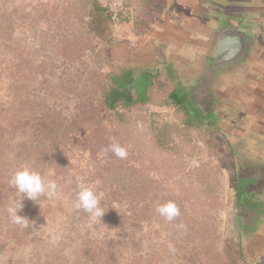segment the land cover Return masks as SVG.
<instances>
[{
  "label": "rangeland",
  "instance_id": "1",
  "mask_svg": "<svg viewBox=\"0 0 264 264\" xmlns=\"http://www.w3.org/2000/svg\"><path fill=\"white\" fill-rule=\"evenodd\" d=\"M167 3L0 0V264L260 262L264 193L235 179L233 167L241 176L251 169L264 135L233 133V119L204 111L193 81L179 72L169 78L165 64L148 102L133 92L128 108L118 106L123 121L106 104L118 76L145 72L119 58L142 41L152 45L150 29L169 17ZM176 87L191 90L203 116L197 126L182 125L183 113L160 103ZM115 91L113 98L122 96ZM165 129L166 145L159 140ZM112 143L127 156L117 157ZM23 167L58 186L52 199L22 201L25 227L7 212L21 199L9 181ZM81 180L99 199L101 221L75 206ZM239 188L249 199L241 205ZM169 201L179 209L173 220L156 211Z\"/></svg>",
  "mask_w": 264,
  "mask_h": 264
},
{
  "label": "crops",
  "instance_id": "2",
  "mask_svg": "<svg viewBox=\"0 0 264 264\" xmlns=\"http://www.w3.org/2000/svg\"><path fill=\"white\" fill-rule=\"evenodd\" d=\"M167 2L169 17H159L149 28L152 45L137 43L119 59L149 73L165 64L169 78L179 72L188 84L193 81L204 111L233 119L228 123L233 133L264 135V0ZM160 53L164 59H158ZM244 119L250 131L240 126ZM247 166L251 169L242 176V169L233 167L235 179L249 182L253 193H264V149Z\"/></svg>",
  "mask_w": 264,
  "mask_h": 264
},
{
  "label": "clouds",
  "instance_id": "3",
  "mask_svg": "<svg viewBox=\"0 0 264 264\" xmlns=\"http://www.w3.org/2000/svg\"><path fill=\"white\" fill-rule=\"evenodd\" d=\"M110 150L119 158L123 159L127 156V150L117 143H112L109 146ZM52 173H49L51 175ZM80 180V178H78ZM9 184L16 189L21 199H13L7 207L9 218L13 224H18L21 227L26 226V217L18 215V212L23 208L22 201L25 198L35 201L41 195L49 199L54 198L57 193V183L54 180H47L36 171H30L29 168L23 167L17 170L12 175ZM80 191L77 194L76 207L82 208L89 214L90 219L93 221L100 220L104 215V210L100 207L99 199L93 192L92 188L85 186L82 182L79 183ZM156 211L160 216L167 220H173L179 215V209L174 202H167L159 205ZM101 221V220H100Z\"/></svg>",
  "mask_w": 264,
  "mask_h": 264
},
{
  "label": "trees",
  "instance_id": "4",
  "mask_svg": "<svg viewBox=\"0 0 264 264\" xmlns=\"http://www.w3.org/2000/svg\"><path fill=\"white\" fill-rule=\"evenodd\" d=\"M97 9H99V12H106V20H112V13H108V9L104 6H97ZM101 30V29H99ZM99 33H102V31H98ZM172 65L169 67V71L170 73L172 72ZM147 78L149 80V83L147 85V92L146 94L139 99L138 96H140V94L137 91L136 85L133 83L134 82V77H132V71H127L126 73H124L121 76H118L117 79L114 81V85L111 88V90L108 92V94L106 95V104L108 105V107L114 111H116V113L119 114V116H122L121 121H123L125 119V113H120L118 111V106L123 102L126 106V108H128V106H130V104H128L129 99L128 98H132L134 97V93L137 92V101L140 102H148L149 100V86L152 83V79L153 77H156L157 74L155 73H149L146 72ZM129 86V87H128ZM132 86V87H131ZM120 90V92L122 91V96L119 97H112L114 96V92H116L115 90ZM134 92V93H133ZM121 95V94H120ZM161 104L164 105H173L174 107L177 108V110L179 112H182L184 115V119H183V123L182 125L184 126H197L200 121L202 120L201 115H198V112L200 111L199 109H197L196 107V103L194 102V100L191 98L190 93L185 91L183 88L181 87H176L175 89H173L168 97L165 98L164 101L160 102ZM198 111V112H197ZM201 112V111H200ZM170 134L171 132L167 131V129H165L164 131L161 132L160 134V142L164 145L167 144V142L171 141L170 138ZM245 193H243V190H241L239 188L238 190V203L241 205L244 201L249 200L248 198H246L244 196ZM258 264H264V253L263 256L261 257V260Z\"/></svg>",
  "mask_w": 264,
  "mask_h": 264
},
{
  "label": "water",
  "instance_id": "5",
  "mask_svg": "<svg viewBox=\"0 0 264 264\" xmlns=\"http://www.w3.org/2000/svg\"><path fill=\"white\" fill-rule=\"evenodd\" d=\"M133 83L136 85L137 91L140 94V98H142L147 92V85L149 83L146 72H142L141 74L137 75Z\"/></svg>",
  "mask_w": 264,
  "mask_h": 264
}]
</instances>
